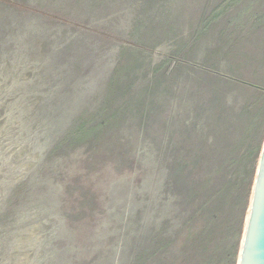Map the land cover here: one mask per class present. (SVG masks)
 Masks as SVG:
<instances>
[{
    "label": "rangeland",
    "instance_id": "1",
    "mask_svg": "<svg viewBox=\"0 0 264 264\" xmlns=\"http://www.w3.org/2000/svg\"><path fill=\"white\" fill-rule=\"evenodd\" d=\"M264 141V0H0V264H237Z\"/></svg>",
    "mask_w": 264,
    "mask_h": 264
},
{
    "label": "water",
    "instance_id": "2",
    "mask_svg": "<svg viewBox=\"0 0 264 264\" xmlns=\"http://www.w3.org/2000/svg\"><path fill=\"white\" fill-rule=\"evenodd\" d=\"M237 264H264V141L252 186Z\"/></svg>",
    "mask_w": 264,
    "mask_h": 264
},
{
    "label": "bare ground",
    "instance_id": "3",
    "mask_svg": "<svg viewBox=\"0 0 264 264\" xmlns=\"http://www.w3.org/2000/svg\"><path fill=\"white\" fill-rule=\"evenodd\" d=\"M249 203H250V202H249ZM248 209H249V207H248ZM247 216H248V210H247L246 215H245L244 228H245V224H246ZM239 249H240V248H239Z\"/></svg>",
    "mask_w": 264,
    "mask_h": 264
}]
</instances>
